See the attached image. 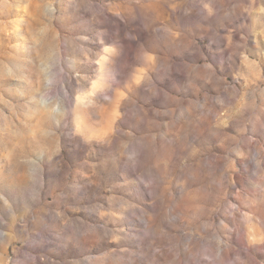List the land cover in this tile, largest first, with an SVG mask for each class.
<instances>
[{"label": "rangeland", "instance_id": "obj_1", "mask_svg": "<svg viewBox=\"0 0 264 264\" xmlns=\"http://www.w3.org/2000/svg\"><path fill=\"white\" fill-rule=\"evenodd\" d=\"M0 264H264V0H0Z\"/></svg>", "mask_w": 264, "mask_h": 264}]
</instances>
